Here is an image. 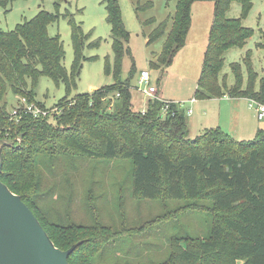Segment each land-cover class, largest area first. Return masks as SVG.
Wrapping results in <instances>:
<instances>
[{
	"label": "trees",
	"instance_id": "16d2710c",
	"mask_svg": "<svg viewBox=\"0 0 264 264\" xmlns=\"http://www.w3.org/2000/svg\"><path fill=\"white\" fill-rule=\"evenodd\" d=\"M14 1L0 0V5L6 9ZM254 1L177 0L171 29L165 21L149 36V42L166 36L150 67L166 69L172 65L186 44L193 5L213 2L214 21L195 99L228 96L264 104V78L257 86L250 53L245 59L246 86L240 65L232 66L233 87L224 80L219 82L225 53L245 47L254 34L243 26ZM234 2L241 5L240 19L227 17ZM105 3L114 56L112 64L108 60L105 75L112 77L113 84L73 99L68 95L77 86L85 60L80 26L71 21L75 59L70 72L63 64V42L48 33L57 19L54 14L42 11L12 31H0V140L12 144L3 148L0 180L32 210L58 249L67 251L81 243L70 255L69 264H97L116 232L100 223L66 225L47 198L63 200V195H54L53 188H67V184L78 188L84 159H130L135 200L197 201L191 207L214 218L209 238L171 239L168 256L160 264H264V131H258L253 141H236L221 128L191 138L185 112L174 105L163 117L159 96L148 101L144 113L136 110L132 86L135 65L127 80L121 77L123 58L131 55L126 47L129 34L117 0ZM42 76L67 88V96L56 105L58 115L35 119L22 114L14 118L6 102L8 92L36 102L35 89ZM202 201L211 205H200Z\"/></svg>",
	"mask_w": 264,
	"mask_h": 264
},
{
	"label": "rangeland",
	"instance_id": "374dc122",
	"mask_svg": "<svg viewBox=\"0 0 264 264\" xmlns=\"http://www.w3.org/2000/svg\"><path fill=\"white\" fill-rule=\"evenodd\" d=\"M59 3V6H56ZM122 23L129 34L126 47L131 55L123 58L122 79L127 80L133 64L136 75L132 81L134 90L133 104L135 109L143 112L151 97L141 94L138 78L142 71H149L151 84L158 88L162 98L179 102L181 110L193 109L192 118L197 126L192 127L191 138L203 133L201 125L214 118L219 112L230 108L231 103L225 97L200 99L190 105L196 97L199 79L202 74L205 56L204 35L207 37L214 21L212 3L204 2L192 7V24L190 35L197 41V46L189 43L178 52L169 68L153 69L154 61L160 53L166 36L158 41L149 42V36L156 25L170 22L176 13L177 0H117ZM151 4L150 8L147 5ZM54 14L57 19L48 27L51 37H59L65 49L64 67L72 70L75 59L72 40L71 21L80 26L84 33L82 69L76 88L69 92L70 99L89 94L113 84L111 76L105 75L108 60L112 64L113 38L107 21L105 0H16L6 9L0 5V31L9 32L19 24L34 19L40 12ZM241 5L234 2L227 14L229 19L241 18ZM155 20L156 24H146ZM243 26L254 31L253 36L243 48H233L224 55V65L219 82L226 81L228 87L235 85L233 65L242 68L243 85L248 83V70L245 59L251 54L253 69L258 75L257 86L264 78V0H255L253 6L243 19ZM188 37V36H187ZM187 41V40H186ZM206 41V40H205ZM209 43V40H208ZM207 49V48H206ZM64 84H56L47 77H40L35 89V101L28 102L48 112L45 118L58 115L57 104L67 96ZM158 95V94H157ZM24 97H16L8 92L6 102L9 113L22 109ZM242 104L250 106L251 102ZM255 112V107H251ZM223 115V114H222ZM204 116V117H203ZM187 120L191 122V118ZM264 130V121L260 122ZM235 139V136H231ZM255 136L246 139L253 141ZM236 140V139H235ZM244 141V140H236ZM3 151V149H2ZM80 168L81 180L78 188H53L54 195H63V200L53 202L48 197V204L54 205L57 212L63 215L65 224L75 223L94 226L97 223L111 228L116 234L112 237L97 264H160L168 256L170 240L173 238L192 237L206 239L212 232L214 218L211 213L191 207L198 204L189 200H135L132 187L133 163L130 159L104 160L97 158L84 159ZM68 170L67 166H63ZM56 198V196H55ZM200 205H211V202H199ZM71 214V220L69 215Z\"/></svg>",
	"mask_w": 264,
	"mask_h": 264
},
{
	"label": "water",
	"instance_id": "95a60500",
	"mask_svg": "<svg viewBox=\"0 0 264 264\" xmlns=\"http://www.w3.org/2000/svg\"><path fill=\"white\" fill-rule=\"evenodd\" d=\"M11 145L0 140V175L2 149ZM80 245L58 249L32 210L0 180V264H69Z\"/></svg>",
	"mask_w": 264,
	"mask_h": 264
},
{
	"label": "crops",
	"instance_id": "0c3cea01",
	"mask_svg": "<svg viewBox=\"0 0 264 264\" xmlns=\"http://www.w3.org/2000/svg\"><path fill=\"white\" fill-rule=\"evenodd\" d=\"M202 3H204V2H197L195 4L200 5ZM208 3H212V2H208ZM194 5H193V7H194ZM207 7L212 8V7H214V4H212V6H207ZM209 32H210V30L207 33V37H206V35H204V37L202 38V41L205 42V44H204L205 50H207L206 48H208ZM189 35H190V32H189ZM189 35L187 37L186 45L191 43L194 46H197V41L192 40ZM157 96H159V98L162 100L179 103V102L173 101L171 99L162 98L161 92L159 89H158V95ZM225 98H227L228 102L231 103V104H229V105H231L230 108L227 106L225 111L219 112L218 114L214 115L215 117L210 119V121H209V119L206 120V122H204V124L201 125L200 130H203V132H204L208 129L221 128L229 136L230 135L235 136L236 140H244V141H247L246 139L251 138L253 136H255V138H256L258 131H260V130L264 131L263 129H260V127H259V126H261L260 122H263L264 120L260 121L258 119L257 113H256V111L253 112V110L251 109V105L245 106L244 104H242L244 101L250 102L248 99H242V98L232 99V98H229L228 96H225ZM197 102H198V100H195V102H193V103L191 101L190 105L196 104ZM180 109H181V107H180ZM182 111L185 112L188 119L191 118V122L188 121V124H189L190 130L192 132V127L197 126L196 121L192 118V116L194 115V113H193L194 110L188 108V109H185ZM189 111H192V113L190 115H188Z\"/></svg>",
	"mask_w": 264,
	"mask_h": 264
},
{
	"label": "built area",
	"instance_id": "2783aa9c",
	"mask_svg": "<svg viewBox=\"0 0 264 264\" xmlns=\"http://www.w3.org/2000/svg\"><path fill=\"white\" fill-rule=\"evenodd\" d=\"M137 90L147 96V97H151L153 99L156 98L157 94H158V88H156L155 86H152L151 84V75L149 73V71L145 70L142 71L139 75L138 78V87ZM118 96V95H117ZM162 103H163V109H162V116L166 117L167 114H169L171 112V108L172 106H177L179 109L182 106L179 103H175V102H171V101H166V100H162L159 99ZM195 98L192 100V103L195 102ZM251 102V107H255L258 119L260 121L264 120V104L261 103H257L255 101H250ZM22 103L24 104V107L22 109L16 110L14 111V113L12 114V116L14 118L20 117L22 114H29L31 115L33 118L35 119H39V118H43L44 116H48V112L40 107H37L36 105L29 103L28 100L26 98L22 99ZM56 110V109H55ZM57 112V110H56ZM145 111H143L144 113ZM192 113V111L188 112V115H190ZM174 115V113H173Z\"/></svg>",
	"mask_w": 264,
	"mask_h": 264
}]
</instances>
